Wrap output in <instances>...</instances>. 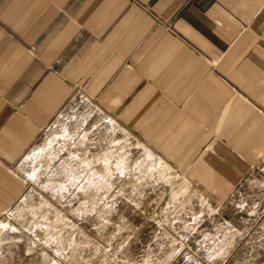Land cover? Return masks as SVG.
<instances>
[{
    "label": "crops",
    "instance_id": "crops-1",
    "mask_svg": "<svg viewBox=\"0 0 264 264\" xmlns=\"http://www.w3.org/2000/svg\"><path fill=\"white\" fill-rule=\"evenodd\" d=\"M263 161L264 0H0V264H51L40 207L107 192L264 207Z\"/></svg>",
    "mask_w": 264,
    "mask_h": 264
},
{
    "label": "rangeland",
    "instance_id": "rangeland-1",
    "mask_svg": "<svg viewBox=\"0 0 264 264\" xmlns=\"http://www.w3.org/2000/svg\"><path fill=\"white\" fill-rule=\"evenodd\" d=\"M109 165L124 173L129 163L113 158ZM256 170L264 172V161ZM161 187L149 193L124 191L121 199L117 193H103L97 207L91 202L57 212L40 207L48 218L41 217L29 233L35 244L52 250L51 264H61L64 244L73 235L80 244L68 264H264V207L256 204L246 211L229 204L224 211L204 212L193 224L191 217L199 209L175 207L169 203L174 193ZM259 196L264 201V188L245 198ZM129 201L143 204L130 207ZM71 212L74 217L67 218ZM4 223L2 228L11 225ZM36 262L24 259V264Z\"/></svg>",
    "mask_w": 264,
    "mask_h": 264
},
{
    "label": "built area",
    "instance_id": "built-area-1",
    "mask_svg": "<svg viewBox=\"0 0 264 264\" xmlns=\"http://www.w3.org/2000/svg\"><path fill=\"white\" fill-rule=\"evenodd\" d=\"M196 1H198V0H196Z\"/></svg>",
    "mask_w": 264,
    "mask_h": 264
}]
</instances>
